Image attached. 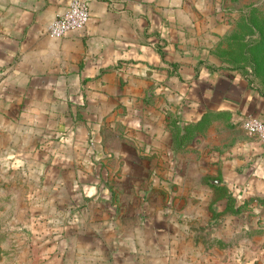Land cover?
<instances>
[{"label":"crops","instance_id":"obj_1","mask_svg":"<svg viewBox=\"0 0 264 264\" xmlns=\"http://www.w3.org/2000/svg\"><path fill=\"white\" fill-rule=\"evenodd\" d=\"M70 1L0 0V117L43 134L32 149L50 148L55 166L72 167V177L56 176L70 182L57 205L66 221L59 217L55 228L68 227L63 237L72 254L60 253L58 264H172L158 240L141 243L163 235V220L122 230L109 218L110 207L100 204L110 192L99 185L98 166L112 162L108 150L117 162L159 165L166 148L191 149V125L208 117L264 120V92L217 51L208 12L215 1L89 0L84 28L52 36L49 25ZM106 133L117 134L119 144L107 143ZM231 142L236 147L224 160L243 171L225 178L252 188L264 179V142L250 138L242 149L238 137ZM87 162L94 170L81 192L73 182L85 181ZM79 199L83 206L70 220ZM144 223L148 235L140 232Z\"/></svg>","mask_w":264,"mask_h":264},{"label":"rangeland","instance_id":"obj_2","mask_svg":"<svg viewBox=\"0 0 264 264\" xmlns=\"http://www.w3.org/2000/svg\"><path fill=\"white\" fill-rule=\"evenodd\" d=\"M210 1H215L208 12L215 16L217 51L264 92V0ZM246 116L208 117L200 125L192 124L188 138L192 148L177 152L166 148L160 152L159 165L117 162L108 150L112 162L98 168L104 174L99 185H107L110 197L100 205L110 207L109 218L118 219L122 230L153 218L163 220L167 225L163 235L145 236L141 243L146 247L152 245L151 239L158 240L159 252L174 256L172 264H264V179L250 188L225 178L232 170L243 171L224 160L236 147L233 137H238L241 149L250 138L264 142L249 133ZM13 122L0 117V264H58L60 253L72 254L63 237L68 227L55 228L59 217L66 221L57 205L64 184L70 182L56 176L63 172L72 177V167L55 166L50 148L32 149L42 143L43 134L25 132ZM106 137L107 143L119 144L117 134ZM89 165L81 167L85 181L73 182L81 192L91 185L88 179L94 169ZM145 223L140 232L148 235Z\"/></svg>","mask_w":264,"mask_h":264},{"label":"built area","instance_id":"obj_3","mask_svg":"<svg viewBox=\"0 0 264 264\" xmlns=\"http://www.w3.org/2000/svg\"><path fill=\"white\" fill-rule=\"evenodd\" d=\"M89 0H71L68 8L58 15L49 25V33L62 37L71 30L84 28L89 20ZM245 126L249 133L257 135L264 141V120L249 114L245 118Z\"/></svg>","mask_w":264,"mask_h":264},{"label":"trees","instance_id":"obj_4","mask_svg":"<svg viewBox=\"0 0 264 264\" xmlns=\"http://www.w3.org/2000/svg\"><path fill=\"white\" fill-rule=\"evenodd\" d=\"M104 184V186H106L107 187V185H105V183H103ZM108 188V187H107ZM109 192H110V189H109ZM77 206V205H76ZM67 208H68V206H67ZM77 215H74V218L76 217ZM78 217V216H77Z\"/></svg>","mask_w":264,"mask_h":264}]
</instances>
